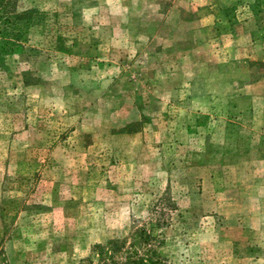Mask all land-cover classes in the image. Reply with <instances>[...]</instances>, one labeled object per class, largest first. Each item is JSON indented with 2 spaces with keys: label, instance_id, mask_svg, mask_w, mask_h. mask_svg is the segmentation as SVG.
<instances>
[{
  "label": "rangeland",
  "instance_id": "obj_1",
  "mask_svg": "<svg viewBox=\"0 0 264 264\" xmlns=\"http://www.w3.org/2000/svg\"><path fill=\"white\" fill-rule=\"evenodd\" d=\"M17 7L33 26L0 63V264H79L134 223L172 264H264V0Z\"/></svg>",
  "mask_w": 264,
  "mask_h": 264
},
{
  "label": "trees",
  "instance_id": "obj_2",
  "mask_svg": "<svg viewBox=\"0 0 264 264\" xmlns=\"http://www.w3.org/2000/svg\"><path fill=\"white\" fill-rule=\"evenodd\" d=\"M18 0H0V63H6L8 56L23 52L27 35L33 26V11L17 10ZM160 212H156L150 223L155 228L164 225V211L174 209L168 198L159 202ZM164 246L161 234H154L145 225L140 228L133 224L127 236L108 240L103 245H95L92 256L82 259L79 264H172L160 252ZM96 258V259H94Z\"/></svg>",
  "mask_w": 264,
  "mask_h": 264
}]
</instances>
